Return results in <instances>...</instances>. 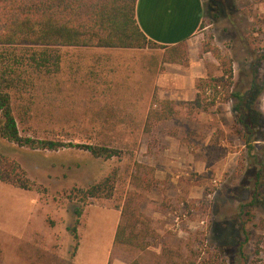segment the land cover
<instances>
[{
	"label": "rangeland",
	"instance_id": "rangeland-1",
	"mask_svg": "<svg viewBox=\"0 0 264 264\" xmlns=\"http://www.w3.org/2000/svg\"><path fill=\"white\" fill-rule=\"evenodd\" d=\"M231 1L229 20L224 15L203 20L186 43L180 64H166V52L149 47L59 49L57 73L34 79L31 89L13 103L19 134L66 145L113 147L121 150V158L93 159L70 147L30 151L0 141V154L33 186L21 191L0 183V264L4 258L8 264H69L74 242L67 229L73 226L74 209L80 210L75 264L105 259L127 264L133 256L111 244L118 211L110 209L126 196L156 236L137 256L140 264L160 262L156 257L162 250L174 261L176 255L199 260L217 247L225 264H264V209L246 207L252 193L251 161L234 125L232 103H219L222 91H204V102L216 103L196 119L178 113L144 128L153 100L190 102L199 80L220 76L206 48L229 60L232 83L252 68L262 90L254 107L264 112V61L254 59L264 55V0ZM260 146L256 143V151ZM113 171L118 181L111 199L82 204L80 191ZM240 206L248 209L249 218L238 217ZM239 223L247 241L236 227ZM239 243L242 257L237 258ZM255 244L259 253L254 255Z\"/></svg>",
	"mask_w": 264,
	"mask_h": 264
},
{
	"label": "trees",
	"instance_id": "trees-1",
	"mask_svg": "<svg viewBox=\"0 0 264 264\" xmlns=\"http://www.w3.org/2000/svg\"><path fill=\"white\" fill-rule=\"evenodd\" d=\"M202 2L203 20H216L224 15L229 20L232 13L231 0H200ZM231 2V3H230ZM135 0H0V141L24 148L30 151L54 152L70 147L87 153L93 159L110 160L121 158V150L103 145L62 144L51 140H35L21 136L16 125L13 103L17 102L32 87L33 80L39 77H50L57 73L60 67V48H85L108 50H141L146 47L157 48L166 52L164 62L177 63L184 59L185 44L165 48L147 41L139 32L134 22ZM233 29L236 25L229 21ZM242 48L246 47L242 37L238 38ZM217 61L220 76L201 79L195 86V98L191 102L178 104L186 115L195 111L205 112L216 102H204V91L214 93L218 88L223 93L219 103H232L234 125L242 138L250 159L248 173L252 179V193L246 207L264 209V112L254 107V101L262 91L255 82V73L250 68V74L238 83L231 81L229 60L220 57L218 53L206 48ZM251 55V54H250ZM255 61H264V55L257 56ZM254 67V65H252ZM247 78V80H246ZM200 93V94H198ZM175 103L153 100L147 110L144 128H150L153 122L169 120L173 117ZM256 143L261 146L256 151ZM118 177L116 171L109 173L96 183L80 191V202L108 201L111 199ZM0 183L13 189L30 191L33 186L25 177L24 172L12 161L6 160L0 154ZM263 190L259 193V190ZM131 198L124 199L121 205L110 206L118 211V222L112 237V247L133 258L127 264H140L139 256L151 246L156 238L149 226V220L141 215L132 204ZM240 206L238 217L249 218L248 209ZM75 220L68 228L74 244L71 258L78 245L75 227L80 210H73ZM247 241L248 235L244 225H236ZM236 242V241H235ZM264 242V241H263ZM264 245V244H263ZM254 246V255L258 254ZM219 247L206 252V258L195 260L188 257L182 259L162 250L157 255L161 260L153 264H225V259L219 258ZM237 258L242 257V243L235 249ZM264 254V253H263ZM230 264H233L229 262Z\"/></svg>",
	"mask_w": 264,
	"mask_h": 264
},
{
	"label": "crops",
	"instance_id": "crops-1",
	"mask_svg": "<svg viewBox=\"0 0 264 264\" xmlns=\"http://www.w3.org/2000/svg\"><path fill=\"white\" fill-rule=\"evenodd\" d=\"M134 22L139 32L152 44L170 48L184 43L186 50V43L196 36L202 22V2L200 0H135ZM182 61L165 63L180 64ZM182 103L186 102H177L174 106H179L178 104ZM173 108V116L181 113L183 117H186L181 107ZM198 115L199 113L194 111L190 118L196 119ZM18 200L24 199L18 198ZM25 226H29V221ZM78 250L79 243L73 257L68 261L69 264H75ZM12 259L14 262L19 263L17 257ZM2 264H8L6 258H4ZM101 264H108V259H105L104 263Z\"/></svg>",
	"mask_w": 264,
	"mask_h": 264
}]
</instances>
